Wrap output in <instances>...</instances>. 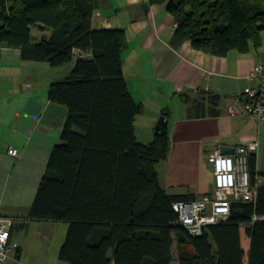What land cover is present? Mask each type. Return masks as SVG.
<instances>
[{"label": "trees", "instance_id": "trees-1", "mask_svg": "<svg viewBox=\"0 0 264 264\" xmlns=\"http://www.w3.org/2000/svg\"><path fill=\"white\" fill-rule=\"evenodd\" d=\"M164 2L176 23L171 46L222 57L256 48L264 29V0H148ZM96 0H0V53L17 48L23 60L52 68L71 62L69 76L47 87L49 102L65 108L59 144L51 148L27 220L67 225L57 251L65 264H264V185L255 201L233 202L224 221L190 235L177 222L156 163L166 158L168 134L148 143L134 134L142 113L121 72L122 29H91ZM50 35L33 42L29 28ZM73 50L89 52L75 57ZM211 101L218 94L209 95ZM163 116L166 113H162ZM255 180L254 157L247 160ZM248 237L241 245L240 229ZM19 249L16 250V255Z\"/></svg>", "mask_w": 264, "mask_h": 264}, {"label": "crops", "instance_id": "crops-1", "mask_svg": "<svg viewBox=\"0 0 264 264\" xmlns=\"http://www.w3.org/2000/svg\"><path fill=\"white\" fill-rule=\"evenodd\" d=\"M175 26L164 2L148 0H96L90 25L95 30L124 31L121 72L131 98L142 107V113L137 115L142 120L139 135L134 129L136 139L150 142L157 119L166 113L163 117L167 121L169 150L154 168L160 187L174 196L197 198L212 192L213 178L206 154L216 147L234 151L238 146H244L248 157H254L255 180L257 185H264V122L258 125L249 115H230L226 107L240 97L244 88L255 84L248 78L252 70L264 68V29L256 48L245 54L233 50L218 57L192 50L187 40L173 48L170 38ZM29 31L33 42L50 35L40 31L37 24ZM60 67L65 68L63 74L50 77L52 67L47 63L23 60L17 48L1 49L0 215L12 218L9 245L19 249L17 256L11 250L3 264L20 262L19 241L30 229L34 228L42 238L46 226L55 225L62 232L67 228L61 222L27 220L51 148L60 142L66 117L62 105L47 99L48 85L65 80L72 69L71 62ZM211 94L220 97L216 103L211 101ZM28 100L40 104L37 117L24 112ZM9 148H15L18 154L9 155ZM59 247L51 256L44 255L45 260L33 264H65L58 260ZM171 262L177 264L173 254Z\"/></svg>", "mask_w": 264, "mask_h": 264}, {"label": "built area", "instance_id": "built-area-1", "mask_svg": "<svg viewBox=\"0 0 264 264\" xmlns=\"http://www.w3.org/2000/svg\"><path fill=\"white\" fill-rule=\"evenodd\" d=\"M75 57L88 58L89 52L73 50ZM255 82L239 94L240 97L227 104L230 115H249L258 125L264 122V68L257 66L248 75ZM8 154L15 157L18 150L9 148ZM248 153L244 146H238L232 154H221L219 147L206 154V161L211 166L213 191L194 198L191 201L173 202L172 209L177 215V222L190 235H199L207 226L224 221L230 214L233 202L255 201L257 182L251 181L248 171ZM264 218L252 217V220ZM12 218L0 215V264H3L11 251L9 245Z\"/></svg>", "mask_w": 264, "mask_h": 264}, {"label": "rangeland", "instance_id": "rangeland-1", "mask_svg": "<svg viewBox=\"0 0 264 264\" xmlns=\"http://www.w3.org/2000/svg\"><path fill=\"white\" fill-rule=\"evenodd\" d=\"M64 69L65 68L60 66L56 68H50L48 71V76L51 77V76H57L58 74L61 75L63 74L61 72H63ZM139 121L142 120L139 118V116H137L134 122L135 123L134 129L136 131V134H138L141 125ZM203 180L207 182L208 178L206 176H203ZM46 227H47V231L44 233L42 238L38 236L40 234L38 231L36 232L34 228L30 229L28 231L29 233L26 236H22L23 238H20L19 244L21 245L22 252H21L20 262H18L17 264H33L38 261H43L45 260L44 259L45 257L51 256L50 254L54 251L56 247H59L62 244L66 231L62 232L60 229L56 228L55 225L46 226ZM240 235H241V245L246 251L248 245V237L247 235L244 234V227H241ZM11 250L15 252L16 248H11ZM171 250H172L173 258L175 259L176 250L174 244L172 245ZM44 255L47 256L44 257ZM5 264H16V263L8 261Z\"/></svg>", "mask_w": 264, "mask_h": 264}, {"label": "water", "instance_id": "water-1", "mask_svg": "<svg viewBox=\"0 0 264 264\" xmlns=\"http://www.w3.org/2000/svg\"><path fill=\"white\" fill-rule=\"evenodd\" d=\"M40 104L35 103L32 100H28L26 102V105L24 107V112L26 111L29 115H32L33 117H37V113L40 110ZM156 125L154 126V132H158L160 134L166 135L167 133V121L163 116H160L157 121ZM233 150L232 149H226V151H221V154L226 155V154H232Z\"/></svg>", "mask_w": 264, "mask_h": 264}]
</instances>
